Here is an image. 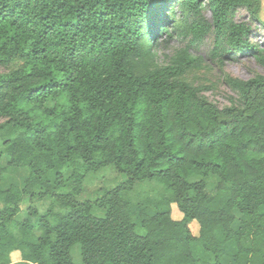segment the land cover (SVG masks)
Masks as SVG:
<instances>
[{
  "label": "trees",
  "instance_id": "1",
  "mask_svg": "<svg viewBox=\"0 0 264 264\" xmlns=\"http://www.w3.org/2000/svg\"><path fill=\"white\" fill-rule=\"evenodd\" d=\"M260 3L0 0V68L18 64L0 74V264H264V75L223 72V107L186 79L207 36L220 68L244 54L264 68L235 19L260 22ZM163 33L183 43L165 65ZM108 167L124 181L81 199ZM19 169L20 186L2 182Z\"/></svg>",
  "mask_w": 264,
  "mask_h": 264
},
{
  "label": "rangeland",
  "instance_id": "2",
  "mask_svg": "<svg viewBox=\"0 0 264 264\" xmlns=\"http://www.w3.org/2000/svg\"><path fill=\"white\" fill-rule=\"evenodd\" d=\"M206 2L202 5V13L206 19L210 20V13L207 8H205ZM174 18L178 19L179 11L177 8H174ZM260 22L251 20L249 14L245 10H238L235 19L237 21H248L253 27V36L251 37L252 41L258 45V50L264 55V0H261L260 8L258 11ZM167 32H172L173 28L170 24H166ZM167 38V34L163 33L157 37L158 39V49H157V61L158 63L165 65L169 60V57L183 46L179 40L174 38L169 41L167 44L164 40ZM213 48V37L207 36L203 39L202 43L195 47L191 48L190 52L194 57H199L201 62V68L191 71L187 74L186 79L192 82L194 85H206L211 86L212 88L206 91L205 96L218 107H223L229 104L228 97L235 96L234 93L230 92L228 88L223 84L222 75L223 72L231 75L232 77L248 80L255 75H264V68L258 64L255 56L250 54H244L236 57L234 61L228 60L224 61L222 68L212 60L210 52ZM18 64L12 65L10 68L17 66ZM9 69L0 68V74L7 72ZM36 120L42 122L43 124H50L52 116H44L39 112L33 113ZM20 170V169H19ZM10 171L6 174L3 179V183L12 184L16 183L20 186L21 181L23 180L21 175L26 174V169H21L20 171ZM23 174H22V172ZM19 173V174H18ZM21 178V179H20ZM124 181V176L116 172L112 167L102 169L97 174L89 177L88 181L85 183L84 191L81 193L80 198L83 200H92L96 198L100 191L105 189H110ZM10 183V184H9ZM206 192L214 195L215 194V181L211 179L208 183ZM79 198V200H80ZM49 202V201H48ZM29 205L28 199L24 200L20 204L21 213L17 216V219L23 221L26 218L27 211L25 210ZM41 210V205H39ZM172 218L174 220H180L181 215L175 208L172 206ZM190 230L193 235H198V226L195 223L190 225ZM80 249L79 245L72 247L71 257L74 262H78L79 254L78 250ZM11 261L17 264L21 263V256L18 252L11 254Z\"/></svg>",
  "mask_w": 264,
  "mask_h": 264
}]
</instances>
